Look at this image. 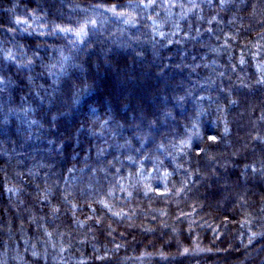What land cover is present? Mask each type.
<instances>
[{"label":"trees","instance_id":"obj_1","mask_svg":"<svg viewBox=\"0 0 264 264\" xmlns=\"http://www.w3.org/2000/svg\"><path fill=\"white\" fill-rule=\"evenodd\" d=\"M263 258L264 0H0V264Z\"/></svg>","mask_w":264,"mask_h":264},{"label":"rangeland","instance_id":"obj_2","mask_svg":"<svg viewBox=\"0 0 264 264\" xmlns=\"http://www.w3.org/2000/svg\"><path fill=\"white\" fill-rule=\"evenodd\" d=\"M215 249V250H214ZM205 252H216V251H218L216 248H213V250L212 249H209V250H204ZM203 250H202V252H204ZM192 253H197V252H199V250L198 249H194V250H192L191 251ZM154 254V253H153ZM252 254H254V253H247V252H245L244 254H243V256L241 257V258H244V259H247V258H250V256L252 255ZM140 256H142V255H140ZM170 257V256H169ZM264 260V258L262 259V260H260L257 264H260L262 261ZM241 264V263H240Z\"/></svg>","mask_w":264,"mask_h":264}]
</instances>
